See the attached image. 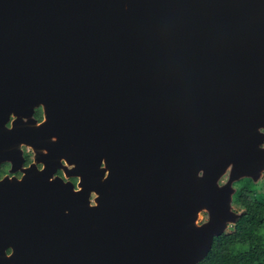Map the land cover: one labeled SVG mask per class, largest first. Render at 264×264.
I'll use <instances>...</instances> for the list:
<instances>
[{
    "label": "water",
    "instance_id": "water-1",
    "mask_svg": "<svg viewBox=\"0 0 264 264\" xmlns=\"http://www.w3.org/2000/svg\"><path fill=\"white\" fill-rule=\"evenodd\" d=\"M3 163L0 264H197L263 177L264 0H0Z\"/></svg>",
    "mask_w": 264,
    "mask_h": 264
},
{
    "label": "trees",
    "instance_id": "trees-1",
    "mask_svg": "<svg viewBox=\"0 0 264 264\" xmlns=\"http://www.w3.org/2000/svg\"><path fill=\"white\" fill-rule=\"evenodd\" d=\"M35 117L42 119L40 109ZM237 186L234 201L242 216L229 233L214 239L199 264H264V186L257 187L251 179H243Z\"/></svg>",
    "mask_w": 264,
    "mask_h": 264
},
{
    "label": "rangeland",
    "instance_id": "rangeland-1",
    "mask_svg": "<svg viewBox=\"0 0 264 264\" xmlns=\"http://www.w3.org/2000/svg\"><path fill=\"white\" fill-rule=\"evenodd\" d=\"M21 150H22V152H23V156H24L25 159H26V160H25V164H26L25 166H29L31 163L34 162L35 151H34L33 147L30 146V145H22ZM26 162H27V163H26ZM6 164H7V163H3V164L0 166V179L6 177V176H7V173L11 175L10 171H9V172L6 171V170H7V169H6ZM66 165H68V164H66ZM20 173H21V172H20ZM10 175H8V176H10ZM14 175H15V174H14ZM10 177H12V176H10ZM229 178H230V172H227L226 175H224L222 178L219 179L218 184H219L220 186L225 185V184L229 181ZM70 180H71L74 184H77V183H78V180H77L76 178H70ZM241 180L243 181V179H241ZM241 180H239V181L242 182ZM240 182H238V181H234L233 184H232V188L235 189L236 192H237V189H238L237 184L240 183ZM248 186H249V188L252 187L250 184H249ZM256 186H257V187H261V188H263V186H264V172H263V177H261V178L258 180V182L256 183ZM236 192H235V194H236ZM235 194H234V195H235ZM96 197H97V196H96L95 193H92V194H91L90 200H91L92 203L94 202V199H95ZM231 211H232V213H234V214H241V213H243V211H242L241 209H239L238 204L234 201V199H233L232 202H231ZM208 219H209V214H208V212H204V211H203L202 215L200 216V219L198 220V225H201V224L205 223ZM233 227H234V224H233V223H229V224H228V227H227V229H226V233H229ZM202 260H203V259H202ZM202 260H201V261H202ZM201 261H200V262H201ZM200 262H198L197 264H199Z\"/></svg>",
    "mask_w": 264,
    "mask_h": 264
},
{
    "label": "flooded vegetation",
    "instance_id": "flooded-vegetation-1",
    "mask_svg": "<svg viewBox=\"0 0 264 264\" xmlns=\"http://www.w3.org/2000/svg\"><path fill=\"white\" fill-rule=\"evenodd\" d=\"M26 163H27V162H26ZM25 165H26V164H25ZM25 165H24V166H25ZM25 167H27V166H25ZM39 168H42V165H40ZM6 169H7V170H6L7 172L10 171V169H11V164H10V163H7V164H6ZM7 175H10V174L7 173ZM22 175H23L22 172H21V173H20V172H17V173H15V175L11 173L10 176H16L17 178H21ZM57 175L62 176L63 174H62L61 171H59V172H57ZM9 252H10V251H9ZM9 252H8V253H9Z\"/></svg>",
    "mask_w": 264,
    "mask_h": 264
},
{
    "label": "clouds",
    "instance_id": "clouds-1",
    "mask_svg": "<svg viewBox=\"0 0 264 264\" xmlns=\"http://www.w3.org/2000/svg\"><path fill=\"white\" fill-rule=\"evenodd\" d=\"M39 109L42 111V119H41V120H38V119L35 117V112H36L37 110H39ZM35 112H34V118L38 121V123H41V122L43 121V118H44V117H43V116H44V113H43V109H42V107L36 108V109H35ZM13 118H14V117H13ZM13 118L11 117V121H12ZM11 121H10V122H11ZM10 122H9V124H10ZM9 124H8V126H9ZM25 160H26V159H25ZM24 165H25V162H24V164H23V167H24V168H27V167H28V166L25 167ZM40 165H41V164H39V166H40ZM40 169H41V168H40ZM58 172H59V171H58ZM56 175H57V174H56ZM58 176H60V175H58ZM62 176H63V175H62ZM75 185H76V184H75ZM233 199H234V198H233ZM224 234H226V231H225Z\"/></svg>",
    "mask_w": 264,
    "mask_h": 264
}]
</instances>
